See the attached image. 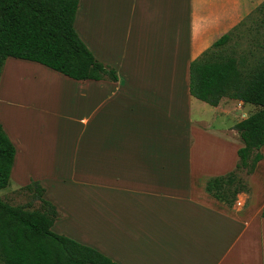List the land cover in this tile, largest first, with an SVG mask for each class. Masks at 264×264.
Listing matches in <instances>:
<instances>
[{"label": "crops", "instance_id": "obj_1", "mask_svg": "<svg viewBox=\"0 0 264 264\" xmlns=\"http://www.w3.org/2000/svg\"><path fill=\"white\" fill-rule=\"evenodd\" d=\"M263 1L80 0L75 27L117 80L6 59L0 122L16 146L11 181L44 185L58 173L95 204L78 215L46 188L63 214L55 232L119 264H264V180L263 191L252 180L264 157L234 205L207 189L235 170L244 143L234 126L251 112L218 128L219 114L246 104L224 98L210 111L190 92L191 62ZM74 218L77 234L55 230Z\"/></svg>", "mask_w": 264, "mask_h": 264}, {"label": "trees", "instance_id": "obj_2", "mask_svg": "<svg viewBox=\"0 0 264 264\" xmlns=\"http://www.w3.org/2000/svg\"><path fill=\"white\" fill-rule=\"evenodd\" d=\"M79 2L0 0V76L6 59L16 57L77 80H117L116 70L96 58L75 27ZM246 18L256 19L264 29V1ZM245 19L190 64L192 96L212 106L229 98L256 107L234 126L244 143L235 170L208 181V191L224 202V191L238 180V171L252 174L264 157V40L249 54L228 51ZM15 157L16 146L0 122V190L11 183ZM22 190L31 196L28 204H11L0 197V264H119L97 248L53 230L63 214L44 197L41 181L32 180ZM239 193L233 191L232 198ZM33 201H39V207H33Z\"/></svg>", "mask_w": 264, "mask_h": 264}, {"label": "rangeland", "instance_id": "obj_3", "mask_svg": "<svg viewBox=\"0 0 264 264\" xmlns=\"http://www.w3.org/2000/svg\"><path fill=\"white\" fill-rule=\"evenodd\" d=\"M254 20L256 21V19ZM255 21H253V18H246L244 20V22L241 24L238 30V33L232 37V40L228 47V51H233L235 49L239 52V54L240 53L249 54L250 50L255 51L258 48L257 46L259 42L264 40V29L261 28V26H258ZM202 105H206L210 111L213 110L212 106L207 103L203 104L202 102ZM254 109H255V105L248 103L246 104V108H244L243 110H241V108H237L236 111L235 109H233L234 111H232L231 115L225 116V115L219 114L214 126L218 128L220 125H224V124L228 126L230 123L234 122L233 117L237 113L239 114L242 111L243 112L247 111L248 113H250ZM209 115H211V112L209 113ZM257 171L258 172L252 179L255 183L256 188L258 186V183L264 180V162L262 163V165ZM59 176L61 175L56 173L53 176L52 180L51 179L46 180L47 182L46 184H44L45 185L44 187L48 189V194L46 198L49 196L53 199H54V196H56L58 200L63 198L64 205L65 203H67L70 206L71 210H72V207L76 208L78 210V215L81 212L82 206L86 207L88 210L95 213V209H94L95 204H94L93 198H91L92 196L85 198L82 195V192L80 189H70V188L66 189L65 187L66 183L63 182L62 180L60 181ZM237 177H238L237 181H235L231 186H229V188H226V191L223 190L224 192L227 193L226 195H227L228 202L227 201L226 202L231 206L234 205L236 202V200L232 198L231 193H233V191L238 189L240 193L245 192L244 188H247L248 191H250L249 180H248L249 174L247 173V171L246 170L238 171ZM17 183L19 182H17L16 179H13L11 181L10 186H8L5 189L0 190V197H2L4 200H6L7 202L11 204H16V205L28 204V202L31 199V196L29 195V193L22 190L21 185H20L21 187H17ZM262 189L264 190V188ZM262 189L260 188V186H258V190H262ZM63 190H66L67 194L66 192H63ZM93 196L95 197V195ZM32 206L39 207V201H33ZM93 219H95V217ZM80 227H81V220L74 218L73 220H70L65 226H63L62 224L59 226V228L56 226L55 230L60 231L61 229H64V228H67V229L73 228V234H77L80 231ZM74 236H75L74 238L75 239L77 238L78 241L81 240L76 235ZM96 237H97V232L95 230L93 233V238H96Z\"/></svg>", "mask_w": 264, "mask_h": 264}]
</instances>
